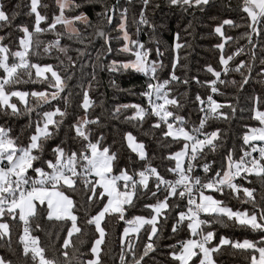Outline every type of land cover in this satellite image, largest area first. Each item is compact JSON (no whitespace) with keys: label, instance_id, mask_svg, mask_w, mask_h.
<instances>
[{"label":"snow or ice","instance_id":"6c2138e0","mask_svg":"<svg viewBox=\"0 0 264 264\" xmlns=\"http://www.w3.org/2000/svg\"><path fill=\"white\" fill-rule=\"evenodd\" d=\"M93 0H56L59 14L51 17V22L47 23V28L41 27V22H47V17L38 11L40 0H30V15L34 14V24L30 26H18V32L23 35L19 39V48L17 51H10L9 47L3 43L4 37L0 36V110L8 114L11 110L12 115H21L22 113L16 103L10 102L12 97L19 99V102L25 104L24 111L31 113L33 109L27 106L25 98L28 95L36 98L37 105L43 103L51 108L59 97H62L67 106L68 98L62 94L66 88V81L73 78L75 61L70 56L67 57L68 65L64 66L66 75L62 76L54 70L52 64L30 63L26 58L29 54V47L33 43L36 47L41 45V41H33L34 35L51 31L55 33L57 39L44 44V51L47 53L51 48H57L59 52L67 54L68 46H61L60 37L66 35L69 40L73 37L76 41L83 44L78 24L86 27H95L94 38L103 40L102 49H98L99 54L106 55L113 51L110 46V37L101 27L93 26L85 11L84 3H91ZM101 3L102 11L96 13L97 17L102 18L108 25L113 23L114 16L119 10L117 5L109 6L105 0H96ZM144 8L140 11L139 25L148 24L145 18L144 10L149 5L150 0H142ZM208 0H170V4L181 8L199 7L207 4ZM46 7V6H45ZM238 10L245 15L242 19L247 21L246 28L249 30L244 36L251 42L253 34L259 36L264 30V0H240ZM127 9L120 12L119 22L116 30L118 33L114 39L123 43L115 51L125 54L123 59H113L107 65L110 72L132 71L142 73L145 77L142 91L139 93L141 103H129L117 105L116 112L120 110H134L132 115L126 117L128 120L139 118L143 121L147 116L156 118L152 125L154 130H160L164 138L172 137L176 143L182 144L180 150L170 153L167 159L174 160L175 166L166 171L173 174L175 179H165L155 167L145 163L142 169L135 170L130 175L127 171L128 165L119 167V158L117 153L112 152L110 147L103 143V136L93 141L91 131L87 128L89 125L98 124V119H88L87 110L92 103L89 99L88 88H83V100L79 107L85 110L83 117L76 116L74 122L69 125L74 129L75 137L80 144L76 148H65L63 142L49 149V155L45 157L44 151L49 139L55 135V131L61 126L66 111L60 107L51 108L44 111L42 115L37 113L38 119L33 123L30 120L28 128L31 134L25 138L24 143H19L18 138L11 135V129L7 126H0V238L9 237L11 243V230L13 224L22 223L23 231L19 234V242L22 244V253L20 256L21 264H76V247L74 235L84 234L85 227L94 225L90 243L89 258L85 261L81 259L79 264H103L100 253L102 245L106 239L105 228L101 221L107 215L117 214V218L126 225L123 228V234L120 236V252L118 254V264H144V258L155 250L154 238L158 234L157 216L162 210L175 209L178 219L172 225L173 233H176L178 225L186 224V230L190 234L189 238L177 240L170 244L168 255L171 257V264H216L214 254L222 250V246H230L235 251H240L244 255L245 264H264V195L261 196L259 203L255 200V189L242 187L234 182L242 173L255 174L261 181H264V111L259 110L258 106L264 105V100L260 96L253 97V107L250 109L252 119L259 121V127H248L243 134V144L248 145L251 151L241 148L243 155L239 160H234L233 150L229 149L222 158L221 165L215 169L212 174V166L209 163L201 165L204 175H196L194 161L205 148L215 151L217 148L219 129L213 131H204L206 121L209 118L217 116H227L219 109L227 107L232 109L235 114V107L228 104L218 103L212 94H208L203 99L198 93L195 100L201 104L200 111L204 113L199 120L198 126H192L191 131L187 130L188 121L183 116L168 110L167 106L180 108L181 105L175 96L170 98V85L175 82L181 83V80L175 74L178 57L171 59V68L167 78H161L160 70L165 66L161 62L163 53L159 47L156 48L157 59L150 58L151 49L137 39L130 38L126 30ZM13 12L12 16L15 17ZM0 22L9 23L7 12L0 5ZM136 23V21H133ZM63 28L62 33H56V26ZM223 25L240 27L233 20L225 19L221 25L214 28V32L219 34L224 40H230L222 32ZM151 27V25H149ZM31 27V31L29 28ZM139 27H137V32ZM178 39V35H177ZM107 46V47H105ZM181 45L174 43L173 50L179 49ZM216 48L223 49L224 43L215 45ZM255 47V45H252ZM242 49H237L240 52ZM78 58L85 55L83 49H76ZM37 55L38 53H32ZM230 55L225 59L220 57L219 63L227 65L233 59ZM254 56L255 54L252 53ZM10 57L12 58L9 62ZM18 58L19 62H16ZM99 56L97 57V59ZM264 63V61H262ZM63 66V62L61 61ZM247 66L249 71L251 65L245 64L241 60L236 66V71ZM96 65L93 64L95 69ZM101 68L104 65H100ZM84 63H81L80 69L83 70ZM35 70L37 78H44L51 91H26L7 90L13 85L21 83L20 71L26 72L31 79V71ZM206 71L212 76L219 78L221 73L213 69L212 66H206ZM227 72L228 68L225 67ZM50 73L51 76H46ZM195 79V77H193ZM249 77L243 76L240 87L247 83ZM92 80H95V71L92 74ZM54 81V82H53ZM183 83H188L184 80ZM199 83V81H197ZM211 87V93H217V80L206 81ZM224 83V81H219ZM231 83L235 84V81ZM91 87V82L89 84ZM147 103L144 104L143 101ZM243 111V109H241ZM60 119H54V117ZM171 118V122H170ZM174 125H176L174 127ZM51 126V128H50ZM167 128L165 131L164 128ZM182 138V139H181ZM124 139L128 142V147L136 152L141 161L147 160L144 145L135 142L131 133H124ZM260 142L259 146L255 143ZM258 152V157L252 154ZM35 153V154H34ZM31 173V174H29ZM89 177H92L89 179ZM83 184L85 190V200L91 206L96 204L95 214H92L91 208L86 210L83 217V226L80 227V219L74 213L75 203L70 195L75 189L77 182ZM151 181V183H150ZM118 182L123 183L121 189ZM155 185L153 188L152 185ZM227 187L232 193L242 188L244 196L248 198L245 202L252 204V210L245 209L234 210L223 203L222 200L215 198L212 194H205L206 191L213 193H222ZM163 188V192L161 189ZM144 190L150 193L155 203L144 205L146 209H151L150 218L143 215H134L131 219L126 217V207H131L135 203L137 194ZM161 195L163 199H161ZM170 198L175 203L170 204ZM186 198V204L184 200ZM39 202V203H37ZM46 207H41L45 205ZM102 205V207H101ZM186 209V211H185ZM46 213L47 220L51 221L53 217L56 221H63L66 228V235H57L63 240L62 245L57 249V254L49 258L46 249L40 246L39 238L31 234L32 229L29 226L30 219L37 215L44 217ZM201 214L204 218H201ZM167 219V217H165ZM71 225L68 226V222ZM231 222L235 226L248 229L255 234L257 238H244L243 240H233L225 235H220L214 230L215 224L227 226ZM151 226L149 231L147 227ZM39 229L40 225L37 224ZM144 228L148 241L144 244L143 251L137 253L136 246L130 242L129 233H140ZM99 234L98 236L96 234ZM129 242L125 245V237ZM72 250L71 254L69 250ZM130 257V259H129ZM0 264H13L12 261L0 257Z\"/></svg>","mask_w":264,"mask_h":264},{"label":"trees","instance_id":"16d2710c","mask_svg":"<svg viewBox=\"0 0 264 264\" xmlns=\"http://www.w3.org/2000/svg\"><path fill=\"white\" fill-rule=\"evenodd\" d=\"M105 2L109 6L117 5L119 9L111 25L96 16V13L103 10L101 3L96 2V0L91 3H84L83 11H85L93 26L101 27L110 37H113L110 41L113 51L106 55L97 52L98 49L103 51V40L94 38L95 27H86L82 23L78 24L77 27L80 30L81 39L84 41L83 44L77 42L75 37L71 40L66 35L60 37L61 46H68L66 55L59 52L57 48H51L47 53L44 51V44L57 39L55 33L48 31L33 36V41L39 39L42 43L39 47H36L34 43L30 45L29 54L26 57L30 63L52 64L54 65V70L58 71L63 78L66 75L64 66L68 65L67 57L70 56L75 61L74 70H70L73 78L66 81V88L62 94L63 97L68 98L67 106H65L62 97H59L51 105V108L60 107L62 111L67 112V115L64 117L59 129L53 130L55 135L46 144L45 157L50 154L49 149L51 147L62 142V146L66 149L79 146L80 141L74 139L75 131L70 129L69 125L74 122L76 116H84L85 110L79 105L83 100L82 89L88 88L90 101L92 102L87 110L88 119L99 120L98 124L87 126L91 131L93 141L103 136V143L109 146L112 152L117 153L119 167L123 168L127 164V171L130 175L133 171L142 169L144 164L148 163L155 167L165 179H173L175 177L166 171L168 168L175 166V161H169L167 157L170 153L180 150L182 144L176 143L172 137L164 138L160 130H154L152 125L156 121L155 117L147 116L143 121L139 118L128 120L126 117L131 116L134 110H120L118 114L116 112L117 105L141 103L139 93L142 91V86L145 82V77L142 73L132 71L110 72L107 67L110 61L123 59L125 55L115 51L123 43L122 39L120 42L114 39L117 35L122 36L116 28L120 12L125 8L128 10L126 30L129 32L130 38L137 39L150 48V58L153 60L157 59V47L164 54L160 58L165 66L159 72L161 78H167L168 73L172 71L171 59L178 57L175 74L180 78L181 83L176 84L173 82L169 87L170 98L175 96L181 107L178 109L170 107L174 113L183 116L189 122L186 126L187 130H191L192 126H196L200 115V103L195 100L196 95L199 93L202 98L206 97L211 90L210 85L206 81L216 80V77L206 71V66L210 65L214 70L221 73L219 81L222 80L224 83L217 81L215 86L218 91L213 94V98L222 105L232 104L235 107V114L233 115L232 109L224 107L219 109L218 112H223L227 116L226 119L224 116H218L216 119L209 118L206 121L205 130L213 131L219 129V138L214 142L217 145L216 150L212 151L210 148H205L199 156L198 163L211 160V171L214 174L215 169L220 167L222 158L229 149L233 150L234 160H239L243 154L241 151L242 147L244 150L250 151L251 148L243 144L242 137L247 130L245 125L248 127L260 126L259 121L252 119L250 109L253 107V97L260 96L264 100V63H262L264 61V30L261 31L259 36L253 34L251 42L244 36V33L249 30L245 26L247 21L242 19V15L245 14H242L237 7L240 0H208L207 4L199 7L185 8L171 5L170 0H150L149 5L144 10L148 24L143 25L138 24L140 11L144 8L142 0H105ZM0 5L3 6L9 16L8 24L0 22V36L5 38L3 43L9 47L10 51L20 50L19 39L23 34L18 32V26H30L34 24L35 20L34 14L30 15V0H0ZM38 11L47 17V22H41L42 28H47V23L51 22V17L59 14L56 0H40ZM13 12L16 13L15 17L12 16ZM225 19L233 20L235 24L240 25V27L223 25L222 32L225 37H230V40H224L223 37L214 32V28L221 25ZM134 20L136 23L133 22ZM137 27H139L138 32ZM29 30L31 31V27ZM55 32L62 33V26L57 25ZM174 43H179L181 47L174 51L172 48ZM219 43H224L223 49L215 47ZM252 45H255V47H252ZM76 49H83L85 55L78 58ZM237 49L242 50L237 53ZM34 52L38 54L33 55L32 53ZM233 53H236V55L233 56V59L227 65L219 63L221 55L227 59ZM252 53L255 55L253 56ZM98 56L99 58L97 59ZM11 60L12 58L10 57L9 62ZM241 60L245 61L246 65H251L250 71L247 66L241 68L240 71L235 70ZM16 62H18V58ZM81 63H84L83 70L80 69ZM93 64L96 65L95 69ZM100 65H104V67L101 68ZM224 66H227V72H223ZM93 71H95V80H92ZM242 74L243 76H248L249 79L241 88ZM46 76L50 77L51 74L47 73ZM20 80L21 83L13 85L7 90H21L28 93L32 91H51L44 78L35 76L34 69L31 71V79H29L28 73L20 71ZM184 80H187L188 83H183ZM232 81L236 83L233 84L231 83ZM90 82L91 87H89ZM12 102L17 104L22 114L12 115L10 114V109L8 114H6L3 110H0V126L9 127L11 135L18 138L19 143H24L25 138L31 134L28 128L29 121H32L34 130L35 122L38 119L37 113L42 115L44 111L51 110V108L43 103L37 105L36 98L31 95L26 98L27 106L33 109L31 113L24 111L25 104L20 103L16 99H13ZM143 103L145 104V100ZM258 107L259 110L264 111V105ZM54 119L59 120L60 118L57 116ZM164 130H167L166 126ZM124 133H131L137 142L144 145L147 160L141 161L139 156L128 147L124 139ZM118 183L122 189L123 183ZM152 186L153 188L155 187L154 184ZM246 186L255 189L254 198L259 203L261 196L264 195V181H261L255 174H251ZM161 191L163 192V188ZM211 193L215 198L222 200L225 205L232 207L234 210H252V204L245 202L248 198L241 192L234 195L231 191L224 188L222 193ZM66 194L70 195L74 200L75 208L73 214L78 216L81 221L78 226L82 227L85 211L91 208L92 214H95L97 206L96 204L89 206L85 200L83 184L79 181L76 183L75 189L71 192H66ZM160 198L163 199V196L161 195ZM169 202L170 204L175 203L171 198ZM147 203H155V200L151 198L150 193L141 190L135 198L134 205L126 207V217L131 219L134 215H143L146 218H150L151 209L144 207ZM41 207H46V204L41 205ZM202 216L204 217L203 214ZM174 218L178 219L175 209L162 210V213L158 215V234L154 238L155 250L144 258V264H171L167 246L176 243L177 240L189 238L190 234L186 230V224L183 226L178 225L179 230L173 233ZM37 224L40 225L39 229L36 228ZM101 224L106 232V239L100 253L103 264H118V254L121 247L119 238L126 225L123 221L118 220L117 214L107 215L101 221ZM70 225L71 222L69 221L68 226ZM20 226V223L12 225L10 245L9 237L0 238V257L12 261L13 264H21L22 249L18 242ZM29 226L32 229V233L39 238L40 246L46 249L47 256L49 258L54 257L57 254V249L63 243V240L57 234L66 235L63 221H56L54 217L49 221L45 213L44 217L37 215L34 219H30ZM94 227V225L85 227L84 234L74 235L76 264H79L81 259L86 261L89 258L90 243L88 241L92 237ZM144 227H147L149 231L151 230V226L146 225ZM210 230H214L216 233L225 235L233 240H243L244 238L258 239L248 229L235 226L231 222H228L226 227L215 224L214 228ZM96 235L98 236L99 234L97 233ZM129 236L131 237L130 242L136 246L138 254L143 251L144 244L149 242L144 233V228H141L140 233ZM128 242L129 238L126 236L125 245ZM69 252L71 254L72 250L70 249ZM214 259L216 264H245L243 253L233 250L230 246H222V250L214 254Z\"/></svg>","mask_w":264,"mask_h":264},{"label":"built area","instance_id":"2783aa9c","mask_svg":"<svg viewBox=\"0 0 264 264\" xmlns=\"http://www.w3.org/2000/svg\"><path fill=\"white\" fill-rule=\"evenodd\" d=\"M19 62V61H18ZM225 67H227V66H224L223 67V72H225L224 71V68ZM216 80L217 81H219V78H216ZM209 94H212L213 95V93H211V90H210V93ZM207 98V96L206 97H204L203 99H206ZM89 99H90V97H89ZM147 103V101L145 100V104ZM168 107V110H170V111H172V109H171V107L170 106H167ZM200 108H201V104H200V106H199V110H200ZM204 113H202L201 111H200V115H199V118H198V121H197V124H196V126H198L199 125V120H200V117L203 115ZM218 117V116H217ZM216 117V118H217ZM216 118H211V119H216ZM171 122V121H170ZM256 127H259V126H256ZM205 128H206V124H205ZM205 128H204V131H206L205 130ZM189 131H191V130H189ZM260 145V143L259 144H257L256 146H259ZM251 151V150H250ZM243 155V154H242ZM254 157H258V155H259V153L258 152H254L253 154H252ZM200 156V155H199ZM199 162V157L197 158V160L196 161H194V163H195V165H196V167L194 168V172H195V174L196 175H200V176H203L204 175V173H203V170H202V167H201V165L203 164V163H209L211 166H212V161L211 160H209V161H205V162H203V163H198ZM29 174H31V173H29ZM254 174V173H253ZM251 174H247V173H242L241 174V177H237L236 178V180L234 181V182H237V183H239L240 185H242V187H247L246 186V183H248L249 182V176H250ZM92 177H89V179H91ZM176 177H174L173 179H175ZM169 180H171V179H169ZM247 188H250V187H247ZM225 189H228L227 187H225ZM229 191H231L230 189H228ZM243 193V191H242V188L241 189H238V191L237 192H235V193H232V194H234V195H236V194H238V193ZM244 194V193H243ZM185 204H186V198H185ZM201 218H204L203 216H202V214H201ZM20 232H19V234H22V231H23V225H22V223H20ZM31 234H33L32 232H31ZM34 235V234H33ZM36 236V235H35ZM18 242H19V235H18ZM19 244H20V242H19ZM20 246H21V249H22V244H20Z\"/></svg>","mask_w":264,"mask_h":264},{"label":"rangeland","instance_id":"374dc122","mask_svg":"<svg viewBox=\"0 0 264 264\" xmlns=\"http://www.w3.org/2000/svg\"><path fill=\"white\" fill-rule=\"evenodd\" d=\"M19 91H21V90H19ZM27 98V97H26ZM26 98H25V100H26ZM13 99H16L17 101H19V99L18 98H16V97H12L11 98V101L10 102H12V100ZM182 139V138H181ZM126 140V139H125ZM135 142L136 143H139V142H137L136 140H135ZM126 143H127V145H128V142H127V140H126ZM258 143V142H257ZM257 143H255L256 145H257ZM141 144V143H140ZM131 149V148H130ZM136 153V152H135ZM137 154V153H136ZM138 155V154H137ZM205 194H212L211 192H206ZM213 195V194H212ZM157 219H158V216H157ZM122 234H123V232H122ZM132 234H136V233H134V232H131V233H129V235H132Z\"/></svg>","mask_w":264,"mask_h":264},{"label":"water","instance_id":"95a60500","mask_svg":"<svg viewBox=\"0 0 264 264\" xmlns=\"http://www.w3.org/2000/svg\"><path fill=\"white\" fill-rule=\"evenodd\" d=\"M249 143H252L251 141Z\"/></svg>","mask_w":264,"mask_h":264}]
</instances>
